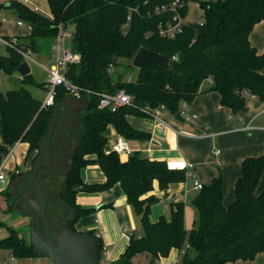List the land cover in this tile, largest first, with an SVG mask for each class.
Wrapping results in <instances>:
<instances>
[{
    "label": "trees",
    "instance_id": "trees-1",
    "mask_svg": "<svg viewBox=\"0 0 264 264\" xmlns=\"http://www.w3.org/2000/svg\"><path fill=\"white\" fill-rule=\"evenodd\" d=\"M174 1L48 0L51 16L10 1L9 8L15 9L18 18L32 28L29 38H18L20 44L38 53L40 40H56L60 23L65 28L74 25L70 49L80 56V61L68 66V79L94 93L116 94L125 90L133 97L132 106L121 107L116 112L98 109L100 97L96 94H84L80 100L85 105L82 133L59 189L62 208L68 207L72 213L66 224L77 232L78 219L90 213L77 204L79 191L104 192L120 184L129 204L140 216L141 233L131 235L125 253L116 264H133L134 256L143 252L166 258L173 249H184L187 244L189 247L185 248L179 264L252 261L264 253V190L257 193L264 173V155L248 157L242 162V175L236 182L235 201L231 205L224 204L222 174L204 185L193 200L198 211L197 227L188 231L184 203L172 205L170 220L161 217L153 223L150 213L157 198L153 195L143 198L153 190L154 181H158L161 189L186 181V169H172L163 161H152L139 153L127 161H122L115 152L105 153L110 125L126 139L150 140V134L134 128L128 116H145L139 110L145 105L164 106L176 115L182 103L190 104L202 92L204 82L220 93L221 104L233 113L245 105L247 98L243 91L264 101V53H259L250 42L255 25L264 21V0L201 2L205 13L203 24H186L181 34L168 39L159 34L158 25L171 21L177 12L184 18L192 0H180L182 6L175 11H157ZM126 24L128 27L124 28ZM142 48L168 57L172 69L150 64L138 68L133 81L115 79L110 66H116L120 59L133 62ZM9 50L8 56L0 55V69L12 75L18 73L24 58L17 50ZM21 83L19 89L7 93L0 90V164L18 142L29 145L26 159L38 150L34 164L40 156L42 141L55 121L54 108L60 98L68 96L65 88L60 87L55 105L45 109L43 101L35 98L27 86L36 84L33 75L23 77ZM39 86L44 88L46 82ZM90 164L101 167L107 178L105 183H84L81 171ZM88 234L95 236L94 232ZM99 240L102 255L104 247ZM0 249L10 250L17 259L39 257L35 247L16 230L0 240Z\"/></svg>",
    "mask_w": 264,
    "mask_h": 264
},
{
    "label": "crops",
    "instance_id": "crops-1",
    "mask_svg": "<svg viewBox=\"0 0 264 264\" xmlns=\"http://www.w3.org/2000/svg\"><path fill=\"white\" fill-rule=\"evenodd\" d=\"M210 1L216 0H192L189 2L187 14L183 19L184 23H203L205 13L200 3ZM9 4V0H0V16L8 19L7 22L0 21V28L3 30L5 27H9L11 31L0 34V37L22 38L26 35L24 26L27 25L30 32L32 28L24 22L22 25L18 24V21L21 20L15 19V16L18 18V14L15 9L9 8ZM35 6H38L37 2L30 0V6L28 7L33 9ZM8 16L14 18L10 19ZM47 16H51V14ZM250 42L259 53H264V21L255 25L250 34ZM41 64L44 67L47 66ZM46 79L47 71L44 82H46ZM210 86L209 82H204L201 87L202 92L186 106L185 110L187 112L198 115L197 118L190 121H179L174 119L175 115L172 118V114L164 111L162 116L168 123V127L159 128L156 126L155 121L149 117L128 116V120L134 128L145 131L151 136L150 140L128 139V144L135 150V153H139L141 157L152 161H163L172 169H186L188 174L186 181L173 183L166 189H161L158 181H154L153 190L143 197L147 198L153 195L157 198V202L151 207L150 213V220L153 223L161 217L170 220L172 205L182 202L185 204L186 229L191 231L196 228L197 222L193 227V221H195V217L198 218V211L193 205V200L198 191L194 188V179H197L203 185H208L214 178L222 174L224 178V204L229 206L235 201V186L242 175V162L244 159L264 155V101L259 100L257 97L247 98L244 107L239 112L233 113L229 107L221 104L220 93L211 90ZM44 89L47 91L46 86ZM58 122L59 116L53 122L54 134L50 137V145H48L49 149L53 150L54 158L58 154L61 143L65 142L73 146L82 133L81 128L67 127L66 131L68 133L65 134L60 131ZM108 130L110 132L106 133V148L113 146L117 139L121 137L112 125L107 128ZM51 132L49 135H51ZM19 143L23 142H18L16 145H19ZM58 144L59 148L57 149ZM27 147L29 148L28 144ZM43 149L44 146L42 145ZM129 157L122 156L120 159L127 161ZM189 165H192V167L189 168ZM68 167L70 168V162ZM13 168L19 169L17 164H13ZM81 175L86 184H103L107 181L105 173L97 164H90L83 168ZM263 190L264 173L258 185L257 193L260 194ZM76 202L80 207L90 210L88 215L78 219L75 224L76 231L82 233L94 232L95 236L101 239L105 248L102 264L118 263L129 245L131 235L141 233L140 216L129 204L120 184H116L104 192L87 193L79 191ZM71 216L72 213L69 210L66 220ZM6 236L3 235L0 239ZM9 252L10 257L13 256L10 250ZM181 254L179 249H173L168 257L159 259L149 252H143L135 255L132 263L179 264ZM193 255H195V252H193ZM10 257L6 264H8ZM34 259V257L18 259V262L19 264H53L48 258L38 257L37 260ZM227 264H264V253L258 254L252 261L239 260Z\"/></svg>",
    "mask_w": 264,
    "mask_h": 264
},
{
    "label": "rangeland",
    "instance_id": "rangeland-1",
    "mask_svg": "<svg viewBox=\"0 0 264 264\" xmlns=\"http://www.w3.org/2000/svg\"><path fill=\"white\" fill-rule=\"evenodd\" d=\"M31 1L37 2V12L45 16L50 14L48 0ZM8 18L12 19L14 17L8 16ZM15 19L19 18H16L15 16ZM74 30V25H68V27L66 28V32L72 34V37L74 34ZM6 32H11L9 27H5L3 30L0 28V34H6ZM24 33H26V35L23 36L24 39L29 38L31 35V32L30 30H28L27 25L24 26ZM71 42L72 38L67 37L65 39V43L68 47H70ZM55 43L56 41H54L53 39L40 40L38 53L32 54L33 59L47 65L45 67L49 68L51 66L50 64L55 61L56 57V51L53 49ZM9 49L10 48L8 47L0 46V55L8 56V54H10ZM133 62L129 63L125 59H120L118 64L116 66H113L112 68L113 77L117 80L122 79L126 81L128 80L130 75L135 77L138 72V67H136ZM29 66L31 68L32 75L36 81V84H30L27 86L33 96L38 100L42 101L44 100L47 91L43 87L39 86V84L45 81L46 68H43L37 63L30 61ZM21 79L22 76L19 73H13L12 75H8L0 69V90H2L4 93H7L11 90L21 88L23 85L20 81ZM54 110L56 111L57 116H59L58 124H60L61 132L63 131L65 134L68 133L66 131L67 127L81 128L83 116L85 114L84 103L79 102L78 100H73L68 96L64 95L57 102V105L55 106ZM171 117L174 118L173 115H171ZM109 132L110 131L108 130L106 133L108 134ZM49 134H47L44 140L42 141L44 151L41 149L40 156L34 164L33 158L38 153V150H35L32 155L28 159H26L29 149L27 147V143H19V145H15L10 149V155L11 152L12 155L6 167V174L9 179L6 184L0 183V237L3 235L8 236L11 230H16L20 237L24 238L27 243L31 244V218L28 216H31L34 213V208L37 203L43 206V197L40 194L35 181L36 169L41 166L42 159H45L46 161L50 162L49 155L52 156L54 160V165H69L71 154L76 144L70 146L65 142H63V144L61 143V147L57 152L58 154L54 158V154H52L53 150L49 149L48 147V145H50ZM77 140L78 139H76V142ZM13 164L18 165L20 169V174L10 175ZM40 175H46V170L40 171ZM56 198H58V191H56ZM40 216H42V214L37 212L36 219L38 228L39 223L37 217ZM197 221L198 218L196 219L195 217V221H193V227L195 226V222ZM190 254L193 255V251H190ZM9 257V250L0 249V264H6ZM34 258V260H37L38 257Z\"/></svg>",
    "mask_w": 264,
    "mask_h": 264
},
{
    "label": "built area",
    "instance_id": "built-area-1",
    "mask_svg": "<svg viewBox=\"0 0 264 264\" xmlns=\"http://www.w3.org/2000/svg\"><path fill=\"white\" fill-rule=\"evenodd\" d=\"M13 1V0H9ZM18 1L24 5L29 6L30 0H14ZM182 6V3L180 0H175L170 6H162L157 9L158 12H165L167 10H177ZM35 11H38V7H33ZM183 16L177 12L173 19L166 24L160 23L158 25L159 34L168 39H174L179 34L183 32L184 26L186 23L183 21ZM1 22H7V18H3L0 16ZM19 25H22V21H18ZM203 24V23H199ZM128 24L124 26V28H127ZM67 37L72 38V34L66 32V28L63 25V23H60L58 25V36L56 38V43L54 44L53 49L56 51V57L54 63L49 67L46 68L44 65H42L37 60L33 59L32 54L33 52L28 49L25 45L20 44V41L18 38L12 37V38H6V37H0V45L5 46L11 49L17 50L24 58V61L34 62L38 65L42 66L43 68H46L47 71V79H46V87H47V93L43 100L42 107L47 109L55 105L56 97L58 94V89L60 87L65 88L67 95L71 97L74 100H81L84 94H96L100 97V101L98 104V109L100 110H110L112 112H116L118 109L124 106H132L133 105V97L125 92V90H120L116 94H108V93H94L90 90H85L78 86L77 84L73 83L68 77L66 76V72L68 69V66L73 63H78L80 61V56L70 49L65 43V39ZM173 59H177V57H173ZM113 65L110 66L109 71L112 73ZM134 77L132 75L129 76L127 81H133ZM239 92V91H237ZM243 94L246 96V98H255L256 96L251 94L248 91H243ZM187 103H182L180 113L181 116L185 121H190L192 119H195L198 117L197 114H191L190 112H187L185 110ZM139 110L145 114V117H149L155 121V124L159 128H166L168 127V123L163 119L162 113L164 111H167L164 106H160L158 108H152L149 105H145L143 107H140ZM121 136V135H120ZM112 152L117 153L120 157L122 156H131L135 153V150L132 149L128 144V139L121 136L117 139L116 143L111 146L110 148L105 149L106 154H110ZM10 153L7 155L2 163L0 164V183H6L8 181V176L6 174V167L9 162ZM189 168L192 167V165L188 166ZM18 175L20 174L19 169L13 168L10 175ZM203 184L199 182L197 179H194V188L197 191H200L203 188ZM99 236V235H97ZM189 245L187 244L185 248H188ZM185 248L181 249V253H185ZM105 250V248H103ZM105 255V253H104ZM103 253L101 255V259L103 262ZM8 264H19L18 259L14 256L10 257V260Z\"/></svg>",
    "mask_w": 264,
    "mask_h": 264
},
{
    "label": "water",
    "instance_id": "water-1",
    "mask_svg": "<svg viewBox=\"0 0 264 264\" xmlns=\"http://www.w3.org/2000/svg\"><path fill=\"white\" fill-rule=\"evenodd\" d=\"M133 63L138 68L154 64L164 70L172 69L171 61L168 57L146 48H142L138 52ZM17 72L22 77L30 75L31 68L29 63L23 61ZM175 118L179 121L184 120L180 112L175 115ZM53 134L54 125L50 137ZM49 159L50 162L42 159L41 166L36 169L35 174L36 186L43 197V206L37 203L34 213L30 216L31 244L35 247L36 254L39 257L50 259L53 264H102L99 238L88 233L73 232L63 223V220L69 215V209L66 207L65 209L62 208L61 201L59 198H56V191H59L63 186L69 167L53 165L54 160L51 155H49ZM41 170H46V175H40ZM75 189L78 190V186ZM49 199L55 208L56 212L54 213L64 212L62 217L57 219L56 223H53L54 221H51V223L48 217ZM37 212L42 214V216L37 217L39 228L48 235V227L52 228L54 230L53 238H47L39 230L36 219ZM52 218L54 217L52 216Z\"/></svg>",
    "mask_w": 264,
    "mask_h": 264
},
{
    "label": "flooded vegetation",
    "instance_id": "flooded-vegetation-1",
    "mask_svg": "<svg viewBox=\"0 0 264 264\" xmlns=\"http://www.w3.org/2000/svg\"><path fill=\"white\" fill-rule=\"evenodd\" d=\"M54 212H56L55 211V208H54V206H52V202L50 201V199H49V207H48V217H49V220H50V222L51 221H54L53 223H56V221H57V219H59V218H61L62 217V215L64 214V212H62V213H60V212H57V213H54ZM52 216L54 217V218H52ZM52 223V222H51ZM63 223L64 224H66V219L65 220H63ZM46 225V224H45ZM67 225V224H66ZM47 226V225H46ZM48 227V226H47ZM48 229H49V238L51 239V238H53L54 237V230L52 229V228H50V227H48Z\"/></svg>",
    "mask_w": 264,
    "mask_h": 264
}]
</instances>
